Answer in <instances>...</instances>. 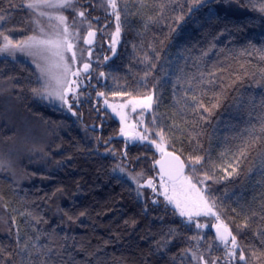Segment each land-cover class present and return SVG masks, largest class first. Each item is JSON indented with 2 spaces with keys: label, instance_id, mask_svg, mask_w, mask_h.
Listing matches in <instances>:
<instances>
[{
  "label": "trees",
  "instance_id": "1",
  "mask_svg": "<svg viewBox=\"0 0 264 264\" xmlns=\"http://www.w3.org/2000/svg\"><path fill=\"white\" fill-rule=\"evenodd\" d=\"M29 1L0 0V32L13 41L36 31ZM116 2L118 51L102 43L73 111L32 91L43 88L34 66L0 55V264H264V0ZM76 3L108 42L107 0ZM100 92L154 94L148 142L121 135ZM161 131L186 165L204 158L186 173L212 177L206 192L237 238L235 258L116 173L159 176L150 141Z\"/></svg>",
  "mask_w": 264,
  "mask_h": 264
},
{
  "label": "snow or ice",
  "instance_id": "2",
  "mask_svg": "<svg viewBox=\"0 0 264 264\" xmlns=\"http://www.w3.org/2000/svg\"><path fill=\"white\" fill-rule=\"evenodd\" d=\"M194 2L203 3L204 0H194ZM74 4L75 0H31V2L26 4V7L34 10L40 8H54L72 9L73 11H76ZM107 4L115 14V19L117 21L115 36L118 37L120 34V14L117 11V2L116 0H107ZM189 11H191V9H189ZM259 11L264 12V4L261 5ZM39 15L48 16L49 21L52 19L57 21L55 24H49L51 33L47 32L45 28L40 25L38 19L35 23L39 27L40 35L29 36L26 40L13 41L9 36L0 32V39L3 40L2 45H0V53H7L8 55L14 56L16 52H26L29 55L40 56L41 58L48 60L49 63L44 67H41L39 64L37 65L45 78L43 88L32 89V91L42 98L59 100L62 105H67L69 111H72V105L68 102L67 96L69 93H75L76 88L73 87V85H76L77 81L70 79V77L79 76L81 69L77 68L76 70H73L72 64L69 63V60L73 62L76 61L77 54L73 50L75 45L69 38L71 33H69L68 18L62 13L52 17L44 11H40ZM78 15L84 17L85 12L79 11ZM0 19H2V17H0ZM180 19H183V17H180ZM87 36L94 37L95 32L89 31ZM86 43H92L91 39H88ZM69 52L71 53V56L67 57L65 53ZM88 54L91 55L90 52ZM90 67L91 65L89 63H83L82 71L87 73ZM54 68L60 69L59 73L54 72ZM99 75L103 76L104 73H100ZM115 94L116 93H114V95ZM98 95L103 96L104 93L100 92ZM73 98L78 99L75 95H73ZM193 100L196 101L197 107L204 108L203 103L197 100L196 97H193ZM151 101L152 96L148 95L143 100H131L129 103L133 105L132 110L135 111L137 104H139L140 107L151 108ZM105 103L107 104V101H105ZM218 104L219 100L217 99V103L212 105V107L215 108ZM110 107H112L114 112L117 111V106L110 105ZM124 107H126V105L119 106L120 109H123ZM204 110L210 111V109L207 108ZM117 114L120 115L122 121L126 119V116L122 111L117 112ZM73 115H75L74 112ZM121 133L124 134L123 129L121 130ZM157 135L159 136L160 143H157L155 140L151 141V143L155 144L157 150L161 153V159L156 161V164L160 165V181L161 186L164 189L161 195L165 197L169 204L174 205L180 216L187 217L189 221H191L193 214L196 216H214L217 221L214 225L216 228V238L220 244L225 247H228L230 244L228 255L235 258L237 255L235 249L239 247L237 238L233 235L229 227L220 219L219 213L214 211L216 207L215 201H210L201 189L198 188L196 184L192 183L191 176L184 174L185 168L189 165H191V170L195 172V165L200 164L204 158L202 156L189 157L188 164L186 165L185 161L182 160L180 156L176 155L174 152L167 151L163 132H158ZM132 138L140 140L147 139L145 135L138 132L135 133ZM165 178H167V182L165 181ZM211 178L212 177L205 173V180ZM200 183H203V181H200ZM147 186L155 191V186L151 179L147 181ZM169 187L171 188V195L169 194ZM81 215H83V213H81ZM196 226L198 228L201 227L199 224ZM193 239H195V237H193ZM193 256L195 257V253H193ZM200 259L202 260L203 257H200ZM238 259L245 261V256L243 255L242 250ZM205 264H207V261H205Z\"/></svg>",
  "mask_w": 264,
  "mask_h": 264
},
{
  "label": "rangeland",
  "instance_id": "3",
  "mask_svg": "<svg viewBox=\"0 0 264 264\" xmlns=\"http://www.w3.org/2000/svg\"><path fill=\"white\" fill-rule=\"evenodd\" d=\"M29 2H31V0ZM106 7L113 14V17H114V27H112L108 30L106 29L104 32L105 38L108 39L109 43L107 41L106 42L100 41V36H101L100 35L99 36V42H97L96 46L93 48L85 47L83 44V40H84V37H85L87 31H89L90 29H95V27H94L92 21L90 19H88L86 14L84 17H80L78 15V12L82 11V10H80L77 7L76 0H75V4H74V8L76 9V11H73L72 9H54V8H40V9H35V10L31 9L32 12L34 13L35 21L38 19L40 21V25H42L45 28V30L47 32H50V33H51V29L49 28V24L50 23L55 24V23H57V21H55V19H52L51 21H49L48 16H40L39 15L40 11H44L52 17H54L57 14L62 13L64 16H66L68 18L67 22L69 25V33H71L69 38L72 40V43L75 45L73 50L77 54L76 61L73 62V61L69 60V63L72 64L73 70H76L77 68L81 69L79 76H71L70 77V79L77 81V84L73 85V87L76 88L75 93L74 94L69 93L67 96L68 102L72 105V111H73V105H75L82 98H84V90L86 89L87 84H88L87 80L90 79L92 76L94 63L96 61L95 60L96 55L97 54L98 55L106 54L104 49H103L104 45H102V43L106 44L107 47L111 49V51H112L111 57H112L117 53L121 39H122L121 29H120L119 36L118 37L115 36L116 23H117V21L115 19V14L112 12V9L108 6V4H106ZM32 35H40L39 27L37 26V24H36V31ZM89 52L91 53V55L88 54ZM0 55L3 57L14 59V60H23V61L30 63L32 66H34V68L38 72L41 83L44 86V79L45 78L42 75L40 68L37 67V65L39 64L41 67H44L46 64L49 63L48 60H45V59L41 58L40 56L29 55L26 52H16L14 56L8 55L7 53H0ZM65 55L67 57H70L71 53L70 52L65 53ZM83 63H89L91 65V67L89 68L87 73L82 71ZM53 71L56 73H59L60 69L54 68ZM73 95H75V97H78V99H74ZM149 95L152 96L151 108L140 107L139 104H137L135 107V111L132 110L133 105L130 104L129 101H131V100L140 101V100H143L146 96L124 98V97L117 96L114 94H107V95L105 94V96L103 98L99 99L100 100V106L102 108L110 111L119 120V122L121 124V130L122 129L124 130V134L121 133V135L128 137L131 140V142L143 143V142L149 141L148 137H147V131L145 128V122L144 121H145V115L153 109L154 104H155L154 94L151 93ZM43 99L48 104H50L52 106L68 110L67 105H62L59 100H50V99H46V98H43ZM105 101H107V104L105 103ZM110 105L117 106V111L114 112L112 107H110ZM120 105H126V107H124L123 109H120L119 108ZM120 111H122L126 116V119L123 121L121 120L120 115L117 114V112H120ZM137 132L145 135L147 137V139H144V140L133 139L132 138L133 135ZM154 147L157 151V154L159 156H161V153H160V151L157 150L155 144H154ZM116 173L118 175L126 178L128 181H130L135 186L137 192L139 193V195L142 199H145L146 196L149 194L155 203L163 201V203H165L166 205L175 209L174 205L169 204L166 201L165 197L163 195H161V193L164 191V189L161 186L160 176H157L155 178L145 177L141 173H136L133 170H130L129 168L125 167L124 165L118 167L116 169ZM184 174L187 176H191L192 183L196 184L197 187L200 188L201 191L204 193V195L206 197H208L207 192H206L207 187H206L204 179L195 178L188 173H184ZM133 178H135V179H133ZM149 179H151L153 181V184L155 186V191L152 188L147 186V181ZM165 181L167 182V179H165ZM200 181H203V183H200ZM169 194L170 195L172 194L170 187H169ZM209 200L212 201L210 198H209ZM175 210H176V212L180 218H182L185 222H187L188 224H191L192 226H194L197 230H199L201 232V237H204L205 232H207L209 230H211L213 232L216 231V228L214 227V225L217 223V221H216L214 216H204V215L196 216L195 214H193L191 221H189L187 217L180 216L177 209H175ZM214 211L217 212L216 207H215ZM197 224L201 225V227L198 228L196 226ZM216 241L220 244V242L218 240H216ZM220 245L224 249H226L227 256L229 258H231V256L228 255V252L230 250V244L228 247H225L222 244H220ZM201 264H205V259H204V261H202ZM215 264H218V263L216 262Z\"/></svg>",
  "mask_w": 264,
  "mask_h": 264
},
{
  "label": "water",
  "instance_id": "4",
  "mask_svg": "<svg viewBox=\"0 0 264 264\" xmlns=\"http://www.w3.org/2000/svg\"><path fill=\"white\" fill-rule=\"evenodd\" d=\"M89 31H93V32H95V36L94 37H88L87 36V34H86V36H85V38H84V45L86 46V47H93L95 44H96V41H97V38H98V36H99V34H98V31L97 30H95V29H91V30H89ZM88 31V32H89ZM87 32V33H88ZM88 39H91V41H92V43H86V41L88 40ZM99 96V98H102L103 96H100V95H98ZM176 154V153H175ZM176 155H178V154H176ZM179 156V155H178ZM180 158L183 160V158L180 156ZM161 159V157H159L157 160H160ZM156 160V161H157ZM156 161H155V167L157 168V170L159 171V174H160V165H158V164H156ZM186 171V168H185V170H184V172ZM165 179H167V178H165Z\"/></svg>",
  "mask_w": 264,
  "mask_h": 264
}]
</instances>
